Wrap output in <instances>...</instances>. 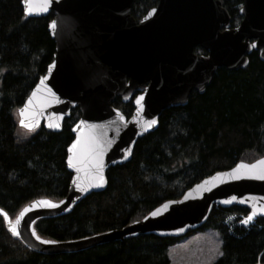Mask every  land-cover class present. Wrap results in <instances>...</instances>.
Instances as JSON below:
<instances>
[{
  "label": "water",
  "instance_id": "95a60500",
  "mask_svg": "<svg viewBox=\"0 0 264 264\" xmlns=\"http://www.w3.org/2000/svg\"><path fill=\"white\" fill-rule=\"evenodd\" d=\"M132 2L21 0L29 17L52 12L48 32L55 50L17 110L18 126L59 132L71 110L79 112L66 148V195L35 198L12 219L0 209L9 234L32 251L72 253L141 234L180 238L200 228L213 205L264 217L263 155L213 173L121 229L64 241L35 231L37 220L66 215L103 191L106 171L128 162L161 113L185 105L193 91L203 93L219 68L242 69L252 52L264 62V0H243L234 27L222 0H157L138 21L130 13ZM197 47L206 54L196 53ZM117 97L132 102L128 117L112 104Z\"/></svg>",
  "mask_w": 264,
  "mask_h": 264
},
{
  "label": "trees",
  "instance_id": "16d2710c",
  "mask_svg": "<svg viewBox=\"0 0 264 264\" xmlns=\"http://www.w3.org/2000/svg\"><path fill=\"white\" fill-rule=\"evenodd\" d=\"M242 1L222 0L231 26L241 19ZM156 3L133 0L130 13L138 21ZM51 18L52 13L25 15L21 0H0V209L11 218L35 198L64 197L71 179L65 158L77 109L59 132L42 125L27 131L17 123L18 108L54 54ZM113 105L125 116L133 110L120 98ZM263 155L264 62L252 52L244 68H219L203 93L193 91L185 105L164 110L157 128L137 140L131 159L106 171L103 191L86 196L66 215L37 220L34 227L57 241L121 229L213 173ZM248 213L238 206L211 207L195 231L210 229L219 236L220 254L212 264H264V217L240 223ZM178 241L141 234L78 252L41 254L11 236L0 215V264H171L169 248Z\"/></svg>",
  "mask_w": 264,
  "mask_h": 264
},
{
  "label": "rangeland",
  "instance_id": "374dc122",
  "mask_svg": "<svg viewBox=\"0 0 264 264\" xmlns=\"http://www.w3.org/2000/svg\"><path fill=\"white\" fill-rule=\"evenodd\" d=\"M219 254L220 238L210 229L189 233L169 248L171 264H212Z\"/></svg>",
  "mask_w": 264,
  "mask_h": 264
}]
</instances>
